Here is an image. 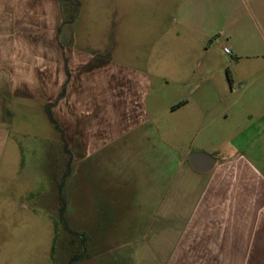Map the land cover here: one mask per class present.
<instances>
[{"label":"crops","instance_id":"1","mask_svg":"<svg viewBox=\"0 0 264 264\" xmlns=\"http://www.w3.org/2000/svg\"><path fill=\"white\" fill-rule=\"evenodd\" d=\"M161 6L185 54L221 48L227 78L154 81L112 48L65 47L59 0H0V166L11 110L73 145L75 264H264V0ZM120 10L129 20L128 0ZM192 153L214 168L193 170Z\"/></svg>","mask_w":264,"mask_h":264},{"label":"rangeland","instance_id":"2","mask_svg":"<svg viewBox=\"0 0 264 264\" xmlns=\"http://www.w3.org/2000/svg\"><path fill=\"white\" fill-rule=\"evenodd\" d=\"M125 1L59 0L61 43L112 48L118 60L149 70L158 82L193 79L192 75L199 79L205 73L219 82L222 74L227 78L231 62L218 45L207 47V63L203 53H184L188 45L182 26L170 25L164 17L167 9L160 8L159 24L154 20V3L182 5L186 0H128L132 11L129 20L122 21L120 6ZM130 2L139 5L136 8ZM175 29L180 38L174 35ZM228 38L220 35L221 47ZM205 65L212 72H205ZM197 67L202 71L193 72ZM19 112L10 111L14 139L0 166V264H75L84 255V236L75 233V149L70 144L69 153L65 151L61 140L66 137L60 139V134L57 139L53 124L44 117ZM86 259L80 264H88Z\"/></svg>","mask_w":264,"mask_h":264},{"label":"water","instance_id":"3","mask_svg":"<svg viewBox=\"0 0 264 264\" xmlns=\"http://www.w3.org/2000/svg\"><path fill=\"white\" fill-rule=\"evenodd\" d=\"M189 162L193 170L199 173L210 172L216 164V160L212 156L204 153H192L189 156Z\"/></svg>","mask_w":264,"mask_h":264},{"label":"built area","instance_id":"4","mask_svg":"<svg viewBox=\"0 0 264 264\" xmlns=\"http://www.w3.org/2000/svg\"><path fill=\"white\" fill-rule=\"evenodd\" d=\"M224 52H225L226 54H228V55L231 54V51H230V49H229L228 47H224Z\"/></svg>","mask_w":264,"mask_h":264},{"label":"trees","instance_id":"5","mask_svg":"<svg viewBox=\"0 0 264 264\" xmlns=\"http://www.w3.org/2000/svg\"><path fill=\"white\" fill-rule=\"evenodd\" d=\"M59 131L62 133V130L59 128ZM64 140V139H63Z\"/></svg>","mask_w":264,"mask_h":264}]
</instances>
